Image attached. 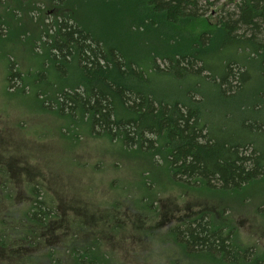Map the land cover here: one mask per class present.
I'll use <instances>...</instances> for the list:
<instances>
[{"label":"trees","instance_id":"obj_1","mask_svg":"<svg viewBox=\"0 0 264 264\" xmlns=\"http://www.w3.org/2000/svg\"><path fill=\"white\" fill-rule=\"evenodd\" d=\"M40 1L50 12L62 11L42 26L45 61L71 80L49 90V107L89 121L94 134L119 141L125 152L162 161L179 188L202 184L236 192L264 182V0H96L106 24L103 11L111 9L117 19L130 22L134 35H156L159 42L149 38L139 52L118 47L119 38L112 41L101 28L93 33L72 0ZM150 74L165 77L177 93L146 84ZM19 78L12 71L9 82L19 84ZM182 92L186 101L179 99ZM37 197L22 216L42 226L53 211ZM257 211L264 219V202ZM207 215L170 229L185 252L225 263L264 264V255L238 247L232 231ZM71 244L78 253L73 264H112L102 260L93 241Z\"/></svg>","mask_w":264,"mask_h":264},{"label":"rangeland","instance_id":"obj_2","mask_svg":"<svg viewBox=\"0 0 264 264\" xmlns=\"http://www.w3.org/2000/svg\"><path fill=\"white\" fill-rule=\"evenodd\" d=\"M71 3L93 33L101 28L122 49L139 52L149 38L159 42L148 32L134 35L111 9L103 11L106 24L96 0ZM61 12L40 0H0V264H73L78 253L70 242L91 241L112 264H240L187 253L175 242L170 229L203 212L231 230L238 247L262 257L263 181L236 192L179 188L162 161L125 152L119 141L94 134L89 121L48 106L50 89L71 84L50 68L40 46L42 26ZM12 71L21 83L9 82ZM148 77L160 93H177L165 77ZM179 99L186 101L183 92ZM37 193L53 211L42 226L22 216Z\"/></svg>","mask_w":264,"mask_h":264},{"label":"flooded vegetation","instance_id":"obj_3","mask_svg":"<svg viewBox=\"0 0 264 264\" xmlns=\"http://www.w3.org/2000/svg\"><path fill=\"white\" fill-rule=\"evenodd\" d=\"M68 246H70V245H68Z\"/></svg>","mask_w":264,"mask_h":264}]
</instances>
